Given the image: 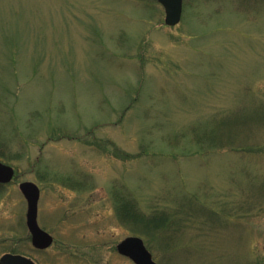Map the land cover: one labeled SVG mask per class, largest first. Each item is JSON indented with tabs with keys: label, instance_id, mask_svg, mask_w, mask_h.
Here are the masks:
<instances>
[{
	"label": "rangeland",
	"instance_id": "374dc122",
	"mask_svg": "<svg viewBox=\"0 0 264 264\" xmlns=\"http://www.w3.org/2000/svg\"><path fill=\"white\" fill-rule=\"evenodd\" d=\"M165 20L157 0H0V257L135 264L117 245L138 236L158 264H264V0Z\"/></svg>",
	"mask_w": 264,
	"mask_h": 264
},
{
	"label": "water",
	"instance_id": "95a60500",
	"mask_svg": "<svg viewBox=\"0 0 264 264\" xmlns=\"http://www.w3.org/2000/svg\"><path fill=\"white\" fill-rule=\"evenodd\" d=\"M166 9V23L175 26L180 23L183 14L184 0H158ZM15 169L0 161V183L8 184L13 181ZM20 189L28 202L27 225L32 234V242L36 248L47 249L53 242V237L44 231L38 223L40 188L31 181L20 184ZM120 254L129 257L135 264H158L145 242L140 237H128L118 247ZM0 264H36L24 255L7 253L0 258Z\"/></svg>",
	"mask_w": 264,
	"mask_h": 264
},
{
	"label": "trees",
	"instance_id": "16d2710c",
	"mask_svg": "<svg viewBox=\"0 0 264 264\" xmlns=\"http://www.w3.org/2000/svg\"><path fill=\"white\" fill-rule=\"evenodd\" d=\"M125 204H126V202H123L121 207H122L123 213L128 215L130 212H133V208H132V210H129L128 207L130 206L131 203L126 204V205ZM152 222H156L160 226H162V225L164 226L165 222H166V219L164 217H161V216L160 217L159 216H155V217H153Z\"/></svg>",
	"mask_w": 264,
	"mask_h": 264
},
{
	"label": "flooded vegetation",
	"instance_id": "af4514ba",
	"mask_svg": "<svg viewBox=\"0 0 264 264\" xmlns=\"http://www.w3.org/2000/svg\"><path fill=\"white\" fill-rule=\"evenodd\" d=\"M52 237H53V239H54V242H55V238H54V236L51 234V232H49V231H47ZM36 249V248H35ZM37 250V249H36Z\"/></svg>",
	"mask_w": 264,
	"mask_h": 264
}]
</instances>
